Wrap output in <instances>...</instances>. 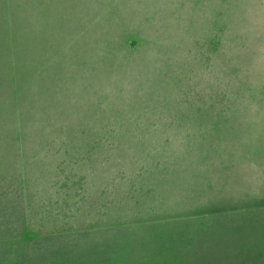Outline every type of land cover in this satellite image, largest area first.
Wrapping results in <instances>:
<instances>
[{
	"label": "rangeland",
	"instance_id": "obj_1",
	"mask_svg": "<svg viewBox=\"0 0 264 264\" xmlns=\"http://www.w3.org/2000/svg\"><path fill=\"white\" fill-rule=\"evenodd\" d=\"M0 264H264V0H0Z\"/></svg>",
	"mask_w": 264,
	"mask_h": 264
}]
</instances>
